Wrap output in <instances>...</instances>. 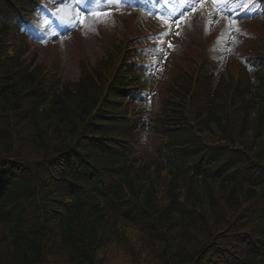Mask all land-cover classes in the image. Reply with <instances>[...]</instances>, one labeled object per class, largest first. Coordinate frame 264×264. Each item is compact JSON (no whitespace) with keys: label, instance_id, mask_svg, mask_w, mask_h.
<instances>
[{"label":"trees","instance_id":"obj_1","mask_svg":"<svg viewBox=\"0 0 264 264\" xmlns=\"http://www.w3.org/2000/svg\"><path fill=\"white\" fill-rule=\"evenodd\" d=\"M43 2L0 0V264H264V35L215 96L209 63L197 84L175 74L145 154L128 78L103 100L124 41L61 90L23 60L16 32ZM126 48L135 73L143 45Z\"/></svg>","mask_w":264,"mask_h":264},{"label":"rangeland","instance_id":"obj_2","mask_svg":"<svg viewBox=\"0 0 264 264\" xmlns=\"http://www.w3.org/2000/svg\"><path fill=\"white\" fill-rule=\"evenodd\" d=\"M202 2L203 6L201 0H186L184 10L178 7L169 11L161 10V0H154V5L150 9V19L145 18L149 20L141 23L132 16L134 13L129 8L119 7L114 1L100 3V0H95L94 8L87 10L85 8L88 7V0H66L55 13H45L41 19L43 24L55 19L57 22L49 39L32 43L30 51L22 55L23 60L28 62L27 56L36 52L39 63L49 65L57 62V69L62 77L65 80L76 81L80 77L79 64L83 54L93 63L105 55L109 43L116 35L125 40L131 35L138 36L143 42L152 44L148 49L151 64L145 69L150 72L148 89L138 97L140 101L138 107L143 111L142 115L152 119L159 110L160 94L163 93L169 79L180 69L189 68L199 62L203 57L201 51L206 54L210 52L218 59L226 57L219 70L220 73H225L227 60L236 55L237 47L243 48L240 45L244 44L246 46L244 51L247 53L254 47L253 41H250L252 34L264 35V32H257L260 28L255 24L247 27L250 32L240 29L236 12L227 13L226 17L229 16V19L219 18L220 15L217 13L225 11L222 8L223 0L219 4H213L212 0ZM157 14L161 16H156ZM232 21L235 23H231ZM131 24L137 28L132 34L128 29ZM224 24L226 29H223ZM59 28L62 32H67L61 38L52 34L55 32L53 30ZM215 36L218 40L207 52L210 37ZM208 37L209 40H206ZM169 44L172 47H169ZM142 139L144 147L156 143L150 130L142 133ZM149 149L151 150V147ZM128 256L132 257L131 254ZM128 256L119 254L117 264L126 262Z\"/></svg>","mask_w":264,"mask_h":264},{"label":"snow or ice","instance_id":"obj_3","mask_svg":"<svg viewBox=\"0 0 264 264\" xmlns=\"http://www.w3.org/2000/svg\"><path fill=\"white\" fill-rule=\"evenodd\" d=\"M220 2H222V0H212L213 4H219ZM201 6H203V2L201 0ZM161 19H163V17H161ZM165 23H167V21H165ZM231 23H235L234 21H232ZM177 27H179V25H177ZM169 47H172L171 44H169Z\"/></svg>","mask_w":264,"mask_h":264}]
</instances>
